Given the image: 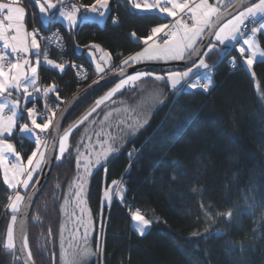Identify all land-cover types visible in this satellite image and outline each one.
I'll return each mask as SVG.
<instances>
[{
    "label": "trees",
    "instance_id": "16d2710c",
    "mask_svg": "<svg viewBox=\"0 0 264 264\" xmlns=\"http://www.w3.org/2000/svg\"><path fill=\"white\" fill-rule=\"evenodd\" d=\"M110 2L111 11L103 25L84 22L70 30L60 26L66 53L72 60L85 61L84 53L77 49L86 51L92 45H100L113 55L119 53L118 59L128 57L140 51L145 45L142 38L166 20L156 13L135 10L127 0ZM114 16L117 25L112 23ZM260 39L264 48V35ZM221 57L214 50L205 61ZM230 58L238 63L233 72ZM225 59L217 65L215 83L208 91L188 89L171 96L138 138L107 165L105 179L111 183L121 178L131 164L125 199L132 207H121L116 202L110 210L104 264H264V246L250 242L254 231L264 228V61L253 65L254 81L235 50ZM41 75L56 85L59 103L77 90L70 68L60 75L43 66ZM100 94L85 102L69 122L90 108ZM23 138L27 157L35 143ZM15 141L20 150L19 139ZM133 149L139 153L131 161L128 153ZM67 161L56 162L32 213L27 240L35 264H50V251L58 244L62 190L74 172V162ZM103 180L104 171H100L91 181L88 213L96 219ZM57 184L61 190L56 189ZM10 195L0 169V264H13L15 258L4 248ZM201 204L213 215L232 209L231 222L222 216L213 222L204 215ZM49 206L53 207L51 212L46 209ZM135 209H142L152 221L144 236L132 228L131 213ZM36 216L39 220L34 219ZM217 231L225 235L206 238ZM49 239L51 244L45 246ZM241 244L245 247H239Z\"/></svg>",
    "mask_w": 264,
    "mask_h": 264
},
{
    "label": "snow or ice",
    "instance_id": "6c2138e0",
    "mask_svg": "<svg viewBox=\"0 0 264 264\" xmlns=\"http://www.w3.org/2000/svg\"><path fill=\"white\" fill-rule=\"evenodd\" d=\"M245 0H216V3H209V0H129V3L134 9L142 11L156 10L159 13L166 15L167 17L174 18V22L171 27L169 24L164 23L155 26L151 29V34L143 39V43L146 45L141 51L135 54L129 55L126 59L122 60L121 65L116 71L119 72V79L115 82L104 95L97 98L91 109L84 114L78 121L70 124L67 128L62 129L59 122L54 124L56 117V109L59 108V104L50 106L45 102V108L50 113L42 122H37V116L41 115L37 112L35 105L33 107H26L21 105V96L18 95L15 99H10L13 95L11 90H15L17 93H22V98L25 101V105L29 98H35L34 93L43 92L45 98L49 93H55L56 98L59 100V92L56 85L52 84L43 89L38 86V70L41 66L40 43L37 39L39 30H33L31 32L26 30L24 24L26 9L19 6V0H8V2H0V42H2L3 50H0V169L3 172V182L9 189L13 190L15 195L9 196L7 209L12 213L11 223L7 227V241L4 245L7 249H15L16 244L14 242V226L16 225L18 215H21V209H25V215L27 208L33 203V197L36 191V185L39 184V179L34 181V175L44 170L47 164L51 163V159H46L45 152L48 149L46 139L40 135V133H46L50 128H53L56 132L54 140L58 139V155L55 157L57 163L62 159H66L65 155L69 152V138L73 136V133L80 129L81 125H84L86 121H89V117L93 113L100 109L107 101L112 100L118 93H122L124 89L135 90L138 81H142L145 77H152L154 74L149 71H135L128 74L125 70V66H133L141 63L145 60H183L186 57L192 59L197 57L198 59L192 60V66L188 67L183 72H169L166 77L161 75H155V81H166L170 83V87L175 90L177 85L189 77L193 72V68L208 69L209 65L205 61V57L212 51L216 50L218 45H225L226 42L239 44L242 38L243 45H247V51L249 55H245V47L239 46L237 51L240 56L244 58V63L248 68H251L255 62L256 57H264V50H260L258 44L255 41V35L261 33L264 29V22L260 23L258 27L251 28L252 35H247L245 29L247 28L246 21H255L257 16L264 17V0H258L253 2L247 7H243V10L236 12L235 14L228 13V8L236 5H243ZM35 5L38 6V11L42 17V23H54V22H66L69 28L75 27L81 23L91 20H97L105 17L108 9L109 0H94L91 5L85 4H71L67 6V0H34ZM221 6L224 11H221ZM81 8L83 12H81ZM225 13L230 18L224 19ZM215 18V19H213ZM192 23L189 24L188 21ZM221 21H223L221 23ZM115 22V21H114ZM207 30L214 39H210L206 45H203L204 50L198 46V42H203V35ZM162 34V35H160ZM160 36L162 43L154 40V37ZM151 41V43H150ZM92 47H98L93 45ZM14 59L9 58V52ZM22 56L19 58L17 56ZM34 56V61L30 58ZM110 59V54H108ZM44 63L52 68L64 71L65 65L63 63H56L48 58V53H43ZM103 59V58H101ZM234 63V62H233ZM76 67V65H73ZM97 72L103 73L104 68L100 64L96 66ZM103 77H101L102 79ZM203 79V82H201ZM93 83H99L94 81ZM213 85V80L210 75L205 74L202 78L197 77L195 82L189 83L190 88H202L207 91ZM91 87V86H90ZM7 93V96H5ZM159 95L158 93L156 94ZM7 109V113L5 110ZM101 111H103L101 109ZM118 111V110H117ZM133 115L129 116L125 120L119 121L114 127L108 125L110 131L104 132L103 124L109 120L112 116V111L104 113L103 121H101V131L95 133L96 144L101 151L97 152L95 158H89L83 160V154L80 152L81 143L76 146V168L77 176L69 187L75 186L74 196L77 204H81L84 201L81 197L84 194V180L86 176L92 174V168L100 166L102 161L107 159L113 154L119 151V147L122 146L124 137L128 134H135L139 128L143 127L147 120H142L141 114L136 112L135 108L128 109ZM24 112L27 113L28 122L19 123L24 119ZM63 118V116L61 117ZM95 124L96 121H91ZM19 128V133L22 136H31L34 138L35 149L27 156L26 165L22 163L23 157L19 151L16 150L13 143L5 139V134L11 137L14 134V129ZM37 130H39L37 132ZM85 133L88 129H84ZM89 143H91V136L88 137ZM89 153L91 150L87 149ZM136 149H133L128 153L129 159L133 156ZM6 153L14 157L15 162H11ZM131 167V164L129 165ZM82 170V174H81ZM106 171V169H105ZM175 179V177H173ZM30 182L32 184L33 191L25 192L22 194L17 191L18 188L25 190L29 189ZM114 185L117 181L112 182ZM60 185H56V189L59 190ZM196 189H194L195 191ZM27 196V200H25ZM104 197L107 200L112 199V194L109 191L104 192ZM67 203V197L64 198ZM201 208L204 209V215L215 222L216 218L224 217L226 222H231L233 218V210L228 209L224 212H216L213 215L212 211L205 209L201 204ZM84 209L81 208V215H83ZM34 219L39 220L36 216ZM131 220L135 223V231L138 235L144 236L146 229L152 224L150 219L145 218L139 210L132 212ZM79 222V221H78ZM103 229V223H101V230ZM21 231V251L28 249V240L24 233V221L20 222ZM51 234V229L48 230ZM78 231V230H77ZM64 227L60 228V240H61V260L63 264H89V260L92 256L102 254V247L98 242L96 244L95 252L87 246L82 245L75 235L72 236V243L69 244L68 251L64 250ZM87 228L85 229L84 239H87ZM198 233H193L197 235ZM225 233L217 231L211 233L209 237H221ZM100 237L97 236V241ZM230 243V242H229ZM233 248L236 245H231ZM239 247L243 248L245 245L241 244ZM32 259V253L30 250L27 252V259L25 264H29ZM102 264V262H100Z\"/></svg>",
    "mask_w": 264,
    "mask_h": 264
},
{
    "label": "rangeland",
    "instance_id": "374dc122",
    "mask_svg": "<svg viewBox=\"0 0 264 264\" xmlns=\"http://www.w3.org/2000/svg\"><path fill=\"white\" fill-rule=\"evenodd\" d=\"M72 1H73V3H76L77 5H80L77 2H75L74 0H72ZM0 2H8V0H0ZM197 2H198V0H197ZM209 3H213L214 4L216 2H212L211 0H209ZM19 6H22V7H24L26 9V13L27 14L25 16L24 24L26 25V30L27 31L31 32L33 30L38 29L40 32L41 31L49 32L53 28V29H58L60 31L59 34H63L62 29L60 27L62 24L60 22L49 23L48 27H44L45 24H43L41 22L42 21V17H41V14L38 11V6L35 5V3H34V0H19ZM135 10H137L139 12H142V13H156V14H159L163 18L170 19L168 22H166L167 24H169V22L171 23L172 21L174 22V18L167 17L166 15H164L162 13H159L156 10H153V11H150V12L142 11V10H138V9H135ZM221 11H224V9L221 8ZM81 12H83L82 8H81ZM108 13L109 12L107 11L105 17H103L104 18L103 22H101L102 25L105 23V20H106V18L108 16ZM257 18L259 19L260 16L258 15ZM213 19H215V18H213ZM258 19H255V20H257V23H256V25L254 27H258L260 23L264 22V19L261 20V21H259ZM91 21H95V20H91ZM55 23L56 24L58 23L59 25L57 24V26H55V28H54L53 26H54ZM112 23L114 25L118 24V19H117L116 16H114ZM164 23H162V24H164ZM188 23L191 24L192 21L189 20ZM263 32H264V30L262 29L261 33H263ZM207 33L208 32L206 30L205 34L203 35V38L205 37V35ZM261 33H257L255 35V41L258 44L260 50H264V48L262 47V44H261V39H260ZM160 35H162V34H160ZM247 35L250 36V35H252V33L250 32ZM262 35H264V34H262ZM154 40H156L157 42L162 43V41L160 40V36L154 37ZM64 41L66 43L65 37H64ZM150 43H151V41H150ZM199 43L200 42H198V44ZM66 45H67V43H66ZM217 45H218V47H217L216 50H218L220 52V54H222V57L220 59H217V60H215L213 62H210V63L206 62L209 65L208 69L193 68V72L190 73L189 77L186 78L184 81H181V83L179 85H177V88L175 90H173L170 87V83H168L166 81H155V75H161V76H165L166 77L167 74H157V73L152 72L154 74L152 77H145V78H143L142 81H138L137 82V86H136L135 90L124 89V90H122V93H118L115 97H113L112 100L116 101V103H112L111 100L107 101L104 105L101 106L100 109H97V111L95 113H93L91 117H89V121H86L84 125H81L80 129L75 131L73 133V136H71L69 138V146H70L69 147V152H70V155L68 153H66L65 155L67 156V158L66 159H62L59 163H62V162L68 163L67 160H71L72 162H74V172H73L72 177L67 179L68 181H66V184H65L66 186L62 190V200H61V203H60L59 213H58L59 217H60V219H59L60 222H59L58 234H57L58 237H56V241H57L58 244H57L56 250H54L52 248L51 249L52 252L50 251V264H63V261L61 260V240H60V228H61V225H63V227H64L63 236H64V250L65 251H68L69 244L72 243V236L73 235H75L77 237V239L79 240V242L82 245L87 244V246H89L94 252L96 250V244L99 242L101 247H102V254L98 253L97 255L92 256L90 258V260H89V264H91V263L100 264V262H102V264H104V241H105V235H106L105 231L107 230L108 224H109L110 210H111V208L114 206V204L116 202L121 207H127L128 209L132 207L131 204L127 203V201L124 199L125 192L127 190V186H123V185H127L126 177L128 175L130 167H128L125 170L124 174L121 176V180L118 181L117 184L114 185L113 183H111L109 186H105L104 187V190H103V193H102V201H103V206H106L107 211H106L105 214L101 213V215H99L98 219H96L95 217H93V215H90V213H88L89 212L88 198H89V194L91 192V188L90 187H91V181H92L93 177L98 172L104 171V179H105V176H106L105 169L107 168V165L109 164V162L117 154L121 153L127 147L128 143L130 141L135 140V139L138 138L139 134L146 128V126L150 122V120H151L152 116L154 115V113L161 106H163L166 102H168V99L171 96L179 94L183 90H188V89L189 90H197V89L204 90L202 88H195V89L190 88L188 86V84L192 83V82H195L197 77H201L202 78L205 74H208V75L211 76V78L213 80V85H214V83H215L214 73H215V69H216L217 65L219 63H221L223 60H226L225 58L229 54H231V52L233 50H235L239 54V52L237 51V48L239 46L245 47V49H246L245 55H249L250 54L247 51V47L248 46L247 45H243L242 38L240 39L239 44L226 42L225 45H219L218 42H217ZM96 46H98V47H92V49H90L88 51V55H89L91 61L95 65L100 64L101 67L104 68V72L103 73H99L96 70H94L92 64L90 62H88L87 60H85V61L83 60L84 62L83 61L80 62V61L72 60L67 55L66 49H65V55L63 57H55V56H53V57L49 58L51 60H58L59 63H63L65 65V67H66L65 71L68 68L71 69V71L73 72V74H74V76L76 78L77 90L70 98H67V99L64 98V99H62V102H60V103L58 102V99L56 98V94L55 93H49L47 98H45L43 96V92L42 91H41V93H34V97H35L34 98V102H36L38 104L37 112L41 114V115L37 116V122L38 123L42 122L43 119L46 118L47 115H50V113L45 108V104L43 102L44 101L43 99L50 100V103H49L50 106H54L56 104H59V108L56 109V117H55V120H54V124H55L58 121L59 116L61 115V113L64 110V108H66V106L75 97H77L81 92L86 90L92 84H95V83H93L94 81H97V80L101 81L102 79H104L107 76L119 73L118 71H116V69H118L120 67L122 60L126 59L127 57L122 58V59H118L119 53H115L113 55V54L109 53L108 51H105V50L103 51V49H102V47L100 45H96ZM145 47H146V45L143 46V48H145ZM65 48H66V46H65ZM225 49H228V50H225ZM0 50H3L2 42H0ZM8 52L10 54V50H8ZM100 52L103 55H101ZM108 54H110V59H109ZM133 54H135V53H133ZM9 58L10 59H14L15 57H12L11 54H10ZM30 58L33 59L32 56ZM101 58H103V59H101ZM40 59L42 60V62L44 61L43 57H40ZM185 59H187V57ZM185 59H183V60H185ZM229 60L230 61L232 60L231 61L232 62V66H233V68H236V66L238 64L237 60L235 58H230ZM242 60H244V58ZM242 60H241V62H242ZM180 61H182V60H145V61H143L141 63H144V62L174 63V62H180ZM258 61H264V57H260L258 55L256 57V59H255L254 64L256 62H258ZM82 63L87 65V68H84L83 65H81ZM72 65L78 66L79 69L77 71H83V72H81L79 74L76 73L75 69H74L75 67L73 68ZM229 66H230V69H231V63L229 64ZM127 68H129V66H125V70ZM184 71H186V70H184ZM176 72H183V71H176ZM101 77H103V78L101 79ZM201 82H203V79H201ZM37 83H38V86H40L42 89H43V87H47L49 85L54 84V83L46 82L43 79V77H42L40 72H39V77H38V82ZM114 84H112L108 88L104 89L103 91H100L99 93H97L96 95L101 93L97 98H99L100 96L104 95L111 87L114 86ZM11 91H12L13 95H12V97L10 99H15L18 95H20L21 96V100H23L22 93H15V90H11ZM157 93L159 94L158 96L156 95ZM5 96H7V93H5ZM91 98H89V99H91ZM2 99L3 98L0 97V100H2ZM89 99H87V101ZM30 100H31V97L29 98L28 101H30ZM34 102H32V104ZM20 103L23 106H27V104H28V102H27L26 105H25V101L24 100L20 101ZM91 107L88 108L86 111H84L77 119L69 122V119L72 117L71 116L67 120L64 128H67L70 124H73L74 122L78 121L84 114H86L91 109ZM132 108H135L136 112L141 114L140 118L142 120H147V123H145L143 127L139 128V130L134 135L133 134H128L127 136H125L124 140H123V143H122V146L119 147V151L118 152L113 153L107 159V161H102V164L100 166H96V167L92 168V170H91L92 174L90 176H86L85 180H84V194L81 197V199L84 202L78 205L77 202H76V198L74 196L75 186L73 185V187H69V185L72 184V182L74 181L75 177L77 176L76 146L81 143V140H83V144L80 147V152L83 154L82 162H83V160H87L89 158H95L96 153L101 151L99 146L96 144L95 133L98 132V131H101V128H102L101 121H103L104 113L108 112V111H112V113H113L112 116L109 117V120L105 121L104 124H103V130H104V132H107V131L111 130L108 127V125H111V126L114 127L119 121L125 120L129 116L133 115L132 112L126 111V110L132 109ZM101 109L103 111H101ZM5 112L7 113V109L5 110ZM93 120L96 121L95 124L91 123V121H93ZM26 122H28L30 124V121L27 120ZM19 123H24V119L20 120ZM85 128L88 129L87 133H85V131H84ZM38 131L39 130H37V132ZM53 133H54V129L53 128H50L48 130V132H46V133H40V135L43 136L45 139L48 137V139H46V142H47V145H48V149H49L51 141H52ZM89 136H91V143H89V141H88V137ZM23 137H26V138H28V139H30V140H32L34 142V138L31 137L30 135L29 136H22V134L19 133V128L18 127L16 129H14V134L11 137H8L7 134H5L4 138L7 139L9 142L14 144L16 150L19 151L21 153L22 157H23V160L21 162L26 165L27 157H25V153L27 152V149L24 146L25 140H24ZM15 138L19 139V145L21 147L20 150L18 149V145H17V143L15 141ZM85 146H87V149L91 150L90 153L88 151H86ZM48 149L45 152V156L48 153ZM138 153H139V151H137V150H136V152H134V154H133V156L131 158V161H133V158ZM58 154L59 153H57V155ZM6 155L9 157V160L11 162H15L14 157H12L8 153H6ZM41 173L42 172L37 173V174L34 175V181L36 179H39ZM81 174H82V170H81ZM2 175H3V172H2ZM6 187L8 188L7 185H6ZM31 189H32V184L30 182V186H29L28 190H25L23 188H18L17 191H20L22 194H24L25 192H30ZM59 189L61 190V185H60ZM9 190L11 192L10 196L14 197V195H15L14 191L11 190V189H9ZM44 190H43V192H44ZM105 191H109L112 194V199L110 201L107 200L104 197V192ZM65 197H67V203H65V199H64ZM26 198H27V196H25V200H26ZM52 208H53L52 206H49L46 209H48L51 212ZM81 208L84 209L83 215H81ZM136 210H139L140 213L142 215H144V212H143L142 209H136ZM133 212H135V211L133 210ZM11 215H12V213L10 212V210H8V214H7V217H6V231H5L6 235H5L4 245L6 244V241H7V227L9 225V223H11ZM31 217H32V215H31ZM145 218L149 219L146 216H145ZM30 220H31V218H30ZM17 221H18V218H17ZM101 223H103V229L102 230H101ZM135 223L136 222L132 221V228H133L134 231H135ZM16 224H17V222H16ZM86 228L88 230V233H87V239L85 240L84 239V235H85V229ZM150 228H151V225L146 229V233L148 232V230ZM15 229H16V225L14 226V242L16 241L15 240ZM97 236L100 237L99 241H97ZM250 240H251L250 242H252V244H255V246L257 244H262L264 246V228L261 229V230L259 228L257 230H255L254 233L251 235ZM48 243L51 244L50 239H49V241H47L45 243V246H48L49 245ZM15 244H16V242H15ZM43 245H44V243H41V246H43ZM4 248L7 251V253H9V255L11 257H12V254L14 255L15 258H14V263L13 264H17V261L21 262V259H20L19 255H18V252H17V248L11 249V250L7 249L5 246H4ZM28 249L30 250V248H28ZM33 263L35 264L34 260H33ZM21 264H22V262H21Z\"/></svg>",
    "mask_w": 264,
    "mask_h": 264
},
{
    "label": "water",
    "instance_id": "95a60500",
    "mask_svg": "<svg viewBox=\"0 0 264 264\" xmlns=\"http://www.w3.org/2000/svg\"><path fill=\"white\" fill-rule=\"evenodd\" d=\"M258 0H245L243 5H236L234 4L233 7L228 8V13L235 14L236 12L243 10V7L249 6L253 2H257ZM223 12V11H222ZM230 16L225 13L224 19H228ZM223 21H221L222 23ZM210 39H214L210 34H206L205 37L203 38V42L199 43V47L201 48V51L204 50L203 45H206ZM198 59L197 57H193L192 59H185L180 62H174V63H162V62H144V63H139L137 65H133L129 68L126 69V72L128 74H131L135 71H149V72H154L157 74H167L169 72H176V71H184L187 70L188 67L192 66V60ZM242 65L244 69L247 71V73L252 77V79L255 81L256 78L254 76V72L252 67L248 68L247 65L244 63V60H242ZM119 79V73L113 74L110 76L105 77L99 83L92 84L91 87H88L86 90L81 92L77 97H75L67 106L64 108L62 111L61 115L59 116V119L57 122L60 123L61 125V132L60 135L62 134V129L64 128L67 120L87 101V99L91 98L92 96L96 95L100 91H103L104 89L108 88L115 82H117ZM63 116V118H61ZM56 136V132L54 131L52 141L50 144V147L48 149V153L46 155V159L50 158L51 163L47 164L44 167V170L42 171L40 177H39V184L36 185V188L39 191H36L35 196L33 197V203L27 208L26 210V215H25V209H21V215L18 216V221L16 224V229H15V242H16V248L18 255L21 259L22 264H25V260L27 259V252L29 249H25L21 251V231H20V222L21 219L24 221V235L27 237V230H28V225L30 222V218L32 215V212L34 210V207L36 205V202L38 201L40 195L42 194L43 190L47 186L51 174L53 172L54 165L56 163L55 157L57 156L58 153V139L54 140V137ZM33 191V189H31ZM30 191V192H31ZM28 198V197H27ZM26 198V200H27ZM29 264H34L33 260L29 261Z\"/></svg>",
    "mask_w": 264,
    "mask_h": 264
},
{
    "label": "built area",
    "instance_id": "2783aa9c",
    "mask_svg": "<svg viewBox=\"0 0 264 264\" xmlns=\"http://www.w3.org/2000/svg\"><path fill=\"white\" fill-rule=\"evenodd\" d=\"M71 4H76V3H73L72 0H68L67 6H70ZM172 23H173V21L171 23L169 22V25L171 26ZM256 23H257V20H255L254 22L253 21H246L247 28L245 29V32L247 34H249L251 32V28H253L256 25ZM59 33H60V31L58 29H53V28L49 32H44V31L40 32L39 31L37 39L40 43V52L42 53L41 57H43L44 52L48 53V58H51L53 56L63 57L65 55L66 43L64 41V35L59 34ZM17 56L21 59L23 58L22 56H19V54H17ZM81 65H83L84 68H87V65H85L83 63ZM74 69H75V72L78 74L83 72V71H77L79 69L78 66H76ZM233 69L234 68L231 64V70L233 71ZM43 100H44L43 101L44 104H45V102H47V104L49 105L50 100H48V99H46V100L43 99ZM46 139H48V137Z\"/></svg>",
    "mask_w": 264,
    "mask_h": 264
},
{
    "label": "crops",
    "instance_id": "0c3cea01",
    "mask_svg": "<svg viewBox=\"0 0 264 264\" xmlns=\"http://www.w3.org/2000/svg\"><path fill=\"white\" fill-rule=\"evenodd\" d=\"M128 2H129V0H127ZM212 2H216V0H211ZM228 2V0H225V3H227ZM258 2V1H257ZM221 8H223L222 6H221ZM107 11L109 12L108 13V16H109V14H110V11H111V2H110V0H109V5H108V9H107ZM107 11H106V13H107ZM107 16V17H108ZM163 18V17H162ZM261 18V17H260ZM103 19L104 18H100V19H97V20H95V21H88V22H97V23H99V24H102L101 22H103ZM164 19H166V18H164ZM106 20H107V18H106ZM106 20H105V22H106ZM168 20H170V19H166L165 20V23L168 21ZM66 29H74V28H76L77 26H75V27H72V28H69L68 26H67V23L66 22H60ZM49 23H47V24H45L44 25V27L45 26H47ZM258 26V25H257ZM264 30V29H263ZM262 34H264V32L263 33H261V35ZM199 45V44H198ZM93 46V45H92ZM92 46L89 48V49H87L86 51H83V49L82 48H80V47H78V49H77V52L78 53H84V55H85V58H86V60L88 61V62H90L91 64H92V66H93V69L94 70H96L97 71V68H96V66L97 65H95L92 61H91V59H90V57H89V55H88V51L90 50V49H92ZM103 49V48H102ZM105 49H103V51H104ZM105 51H107V50H105ZM109 52V51H108ZM110 53V52H109ZM100 54H101V52H100ZM101 55H103V54H101ZM33 57V61H34V59H35V57L34 56H32ZM53 61H55V62H57V63H59V61L58 60H53ZM43 66H45V67H47V68H49V69H52V70H54V71H57L60 75H63L64 73H65V68H64V71L63 72H61L59 69H55V68H52L51 66H49V65H47V64H45L44 63V61L42 62V60H41V66H40V68H39V70H38V77H39V72L41 73V68L43 67ZM15 93H17L16 91H15ZM21 101H23V100H21ZM32 102H34V98H31V100L30 101H28V104H27V106L26 107H33L34 105H35V108H36V110H38L37 109V107H38V104L36 103V102H34L33 104H32ZM27 121V113L25 112L24 113V122H26Z\"/></svg>",
    "mask_w": 264,
    "mask_h": 264
},
{
    "label": "bare ground",
    "instance_id": "6f19581e",
    "mask_svg": "<svg viewBox=\"0 0 264 264\" xmlns=\"http://www.w3.org/2000/svg\"><path fill=\"white\" fill-rule=\"evenodd\" d=\"M120 5L121 6H124V3H120ZM235 69L236 68H234L233 69V71H235ZM232 71V70H231ZM121 180V178H119L118 180H116L117 182L118 181H120ZM112 183V182H111ZM111 183H107L106 182V179H104L103 181H102V193H103V190H104V187L105 186H109ZM123 186H127V185H123ZM115 193V192H114ZM116 194V193H115ZM115 196V195H114ZM124 199H125V197H124ZM126 200V199H125ZM106 208V206H103V201H102V195H101V200H100V211H99V215H101V213H103V214H105V209ZM134 211H137L136 209L134 210ZM107 231V230H106ZM106 231H105V233H106Z\"/></svg>",
    "mask_w": 264,
    "mask_h": 264
}]
</instances>
